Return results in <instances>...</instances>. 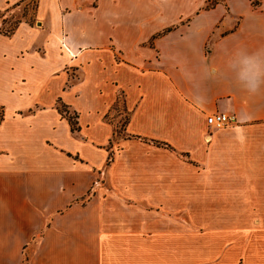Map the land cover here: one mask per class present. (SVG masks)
Here are the masks:
<instances>
[{
	"label": "crops",
	"instance_id": "crops-1",
	"mask_svg": "<svg viewBox=\"0 0 264 264\" xmlns=\"http://www.w3.org/2000/svg\"><path fill=\"white\" fill-rule=\"evenodd\" d=\"M35 20H0V264H264V0H39ZM186 221L228 222L203 245Z\"/></svg>",
	"mask_w": 264,
	"mask_h": 264
},
{
	"label": "rangeland",
	"instance_id": "rangeland-1",
	"mask_svg": "<svg viewBox=\"0 0 264 264\" xmlns=\"http://www.w3.org/2000/svg\"><path fill=\"white\" fill-rule=\"evenodd\" d=\"M36 0H26L18 6L10 7L7 10L1 11L0 13V20H3V25L1 29L7 30L12 28V26L16 23L17 20H33V23H36L34 17V6ZM217 0H213L216 2ZM72 116L74 115L70 112ZM112 114L120 115L119 118V126L120 128L117 129V136H120L123 133V129L125 123L127 121L128 114L124 109L123 106V99L122 97L119 99L118 103L114 107ZM2 116V109L0 108V117ZM228 221H186V228L187 231L193 232L196 231V234L201 235L203 245L210 243V226L217 225H225ZM232 222V221H231ZM238 264H244L243 258L240 256L238 258ZM203 264H213V260H207Z\"/></svg>",
	"mask_w": 264,
	"mask_h": 264
},
{
	"label": "trees",
	"instance_id": "trees-1",
	"mask_svg": "<svg viewBox=\"0 0 264 264\" xmlns=\"http://www.w3.org/2000/svg\"><path fill=\"white\" fill-rule=\"evenodd\" d=\"M26 1V0H23V2ZM38 1L39 0H36L35 1V6H34V17L35 18V12H36V9H37V6H38ZM1 13V11H0ZM29 22L33 23V20H28ZM22 22V20H17L16 23L12 26V28L10 29H7V30H3L4 33L6 34H11L13 33L16 28L18 27V25ZM0 108L2 109V116L0 117V122L3 120V117H4V107L3 106H0ZM59 110L63 113V114H66L70 123H71V126H72V129L74 131L76 130H79V127H78V123H77V114L74 113V115L72 116L71 114H69V111L67 110V108L65 107V105L63 103H59Z\"/></svg>",
	"mask_w": 264,
	"mask_h": 264
},
{
	"label": "built area",
	"instance_id": "built-area-1",
	"mask_svg": "<svg viewBox=\"0 0 264 264\" xmlns=\"http://www.w3.org/2000/svg\"><path fill=\"white\" fill-rule=\"evenodd\" d=\"M236 121L235 116H230L225 113H217L208 117V123L214 125L217 128L230 125Z\"/></svg>",
	"mask_w": 264,
	"mask_h": 264
}]
</instances>
